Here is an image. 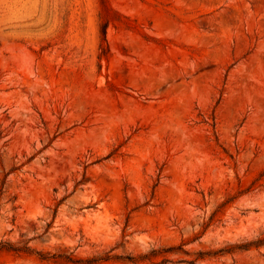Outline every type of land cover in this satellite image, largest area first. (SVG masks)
Listing matches in <instances>:
<instances>
[{
  "label": "rangeland",
  "instance_id": "374dc122",
  "mask_svg": "<svg viewBox=\"0 0 264 264\" xmlns=\"http://www.w3.org/2000/svg\"><path fill=\"white\" fill-rule=\"evenodd\" d=\"M261 237L264 0H0V241L264 264L213 254Z\"/></svg>",
  "mask_w": 264,
  "mask_h": 264
},
{
  "label": "trees",
  "instance_id": "16d2710c",
  "mask_svg": "<svg viewBox=\"0 0 264 264\" xmlns=\"http://www.w3.org/2000/svg\"><path fill=\"white\" fill-rule=\"evenodd\" d=\"M52 223H47L45 225L44 234L48 233L51 228ZM29 240H18L15 242L11 241H0V253H13L17 255H28L35 256L41 262L51 263V264H97L99 262H105L111 257L109 255L92 257L88 259L77 258L73 253H68L64 250H56L55 252L37 250L30 246ZM264 246V237L257 238L254 241L245 242L239 245L230 246L228 249L219 250L213 254H227L231 253L232 250L247 251L251 248H259ZM165 252V251H164ZM158 254L155 250L150 251L148 254L138 255L137 257H114L116 259L127 260L131 264H141L145 260H149L150 257Z\"/></svg>",
  "mask_w": 264,
  "mask_h": 264
}]
</instances>
